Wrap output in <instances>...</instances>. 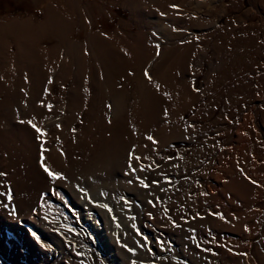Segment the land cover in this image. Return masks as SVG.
Returning <instances> with one entry per match:
<instances>
[{
	"label": "rangeland",
	"instance_id": "374dc122",
	"mask_svg": "<svg viewBox=\"0 0 264 264\" xmlns=\"http://www.w3.org/2000/svg\"><path fill=\"white\" fill-rule=\"evenodd\" d=\"M0 39V264H264V0H0Z\"/></svg>",
	"mask_w": 264,
	"mask_h": 264
},
{
	"label": "bare ground",
	"instance_id": "6f19581e",
	"mask_svg": "<svg viewBox=\"0 0 264 264\" xmlns=\"http://www.w3.org/2000/svg\"><path fill=\"white\" fill-rule=\"evenodd\" d=\"M57 7V6H56ZM49 12H50V10H49ZM79 15V14H78ZM49 19H53V18H55V19H57V17H59V15L58 14H52L51 12H50V14H49ZM30 24H32L31 22H24V23H22V21H19V20H16L15 21V23L14 24H12L11 25V27H14L15 29L17 28V30H18V28L19 27H21V26H31ZM9 25V24H8ZM14 25V26H13ZM34 25V24H33ZM32 25V26H33ZM53 25V24H52ZM10 26V25H9ZM32 26H31V28H32ZM11 27H9L10 29H11ZM25 27V28H26ZM44 27H45V25H44ZM61 27V26H60ZM46 28V27H45ZM55 28V27H54ZM14 29V30H15ZM7 30V29H6ZM44 30V29H43ZM55 30H57L56 28H55ZM62 30V29H61ZM10 31V30H9ZM16 31V30H15ZM15 31H14V34H15ZM58 31V30H57ZM67 31V30H66ZM17 32V31H16ZM29 32V31H28ZM43 32V31H42ZM69 32V31H68ZM54 33V32H53ZM57 33V32H56ZM13 34V33H12ZM26 34V33H25ZM58 35L59 34H61V33H57ZM31 35V34H30ZM19 36V35H18ZM56 37H58L57 39L59 40V42L60 43H63L62 41L64 40H62V38L61 37H59V36H56ZM65 37V36H64ZM2 40V39H1ZM18 40V39H17ZM37 40V39H36ZM0 42H3V40L2 41H0ZM16 45H17V47L15 48L16 49V51H20L19 50V46H18V42L16 41V43H15ZM62 45V44H61ZM60 45V47H62ZM59 46V45H58ZM7 47V46H6ZM67 48H69V47H67ZM8 49V48H7ZM67 50V49H66ZM58 52V51H57ZM60 52V51H59ZM19 54V53H18ZM50 56V55H49ZM52 56V55H51ZM55 57V56H54ZM51 59V58H50ZM89 194V193H88ZM93 195V194H92ZM78 196V195H77ZM86 196V195H85ZM98 205V204H97ZM94 206H96V204L94 205L93 204V207ZM98 207V206H97ZM95 208V207H94ZM91 209H93V208H91ZM101 209V208H100ZM87 210H89V209H87ZM104 210V209H103ZM27 211V210H26ZM31 211V210H30ZM104 212V211H103ZM98 213V212H97ZM105 213V212H104ZM87 214V213H86ZM104 218H105V216H104ZM25 219H26V223H24L23 225H22V229L24 230V229H26V230H28V231H31V225L33 224V220L35 219H33L31 216H29V217H25ZM92 220H94V219H92ZM104 220V219H103ZM102 220V221H103ZM87 221V220H86ZM93 222V221H92ZM98 222V221H97ZM113 222V221H112ZM104 223H105V221H104ZM94 224V223H93ZM96 224V223H95ZM106 224V223H105ZM38 225V224H37ZM91 225V224H90ZM36 226V225H35ZM106 226V225H105ZM93 227V226H92ZM113 227V226H112ZM38 229V228H37ZM90 229V228H89ZM111 229V228H110ZM39 231H40V229H39ZM42 231V230H41ZM89 231V230H88ZM33 234H36V235H38L39 234V232H32ZM47 233V232H46ZM99 233V232H98ZM102 233V232H101ZM24 234V233H23ZM108 234V233H107ZM53 235V234H52ZM89 235V234H88ZM70 236V235H69ZM59 237V236H58ZM84 237V236H83ZM57 238V237H56ZM67 238V237H66ZM82 238V237H81ZM39 241L41 240V242H42V239H40V238H37ZM60 238H58L57 240H59ZM110 239V238H109ZM35 240V239H34ZM80 240V239H79ZM85 240H86V238H85ZM11 242V241H10ZM36 242V241H35ZM83 242V241H82ZM93 242V241H92ZM65 243V242H64ZM61 240H59V242H58V247L60 248V249H58V250H60L59 252H58V254H57V256H54V261H53V263L52 264H70V262H71V260H68V254H70V253H66V247H64V244ZM89 243V242H88ZM11 244V243H10ZM40 244V243H39ZM42 244V243H41ZM48 244V243H47ZM72 244V243H71ZM30 245V244H29ZM28 245V246H29ZM37 245V244H36ZM45 246V245H44ZM49 246V245H48ZM94 246V245H93ZM19 248V246H16V250H19L18 249ZM22 248V247H21ZM44 248V247H43ZM39 249V248H38ZM142 250H143V248H141ZM29 250V249H28ZM41 250V249H40ZM43 250V249H42ZM149 250V249H148ZM22 251V250H21ZM97 251V250H96ZM46 252V251H45ZM47 252H48V250H47ZM67 252H69V251H67ZM106 252V251H105ZM143 252H144V250H143ZM243 252V251H242ZM42 253V252H41ZM121 253H123L124 254V252L122 251ZM147 253V252H146ZM154 253V252H153ZM18 252L16 253V255H15V258L17 259L18 258ZM129 254V253H128ZM53 255V254H52ZM56 255V254H55ZM92 255V254H91ZM110 255V254H109ZM122 255V254H121ZM136 254H134V256H135ZM146 255V254H145ZM144 255V256H145ZM235 255V254H234ZM238 255V254H237ZM236 255V256H237ZM26 255H24V252L22 251V255H21V260H22V263H20V264H40V262L38 263L37 261H35L34 259H32L31 258V256H26ZM39 256V255H38ZM43 256V255H42ZM44 258H43V260L46 262V263H50V261L48 260V258H49V255H47V254H44ZM94 256V255H93ZM128 256V255H127ZM79 257V256H78ZM111 257V256H110ZM129 257V256H128ZM46 258V259H45ZM79 259V258H78ZM124 259V258H123ZM40 260V259H39ZM53 260V259H52ZM131 260V259H130ZM133 261V260H132ZM44 262V263H45ZM76 262V261H75ZM11 263V262H10ZM14 263V262H13ZM12 263V264H13ZM128 263V262H127ZM41 264H43V261H42V263ZM74 264V263H73ZM122 264H126V262H123Z\"/></svg>",
	"mask_w": 264,
	"mask_h": 264
},
{
	"label": "snow or ice",
	"instance_id": "6c2138e0",
	"mask_svg": "<svg viewBox=\"0 0 264 264\" xmlns=\"http://www.w3.org/2000/svg\"><path fill=\"white\" fill-rule=\"evenodd\" d=\"M145 75L148 76V73L146 72ZM149 78H150V77H149ZM49 107H51V106H49ZM33 127H35V125H33ZM36 130H37V131H40L39 128H37ZM44 170H45V172H47L48 175H49L50 177H52L53 179L58 178V177H57L56 175H54V174H53V173H52L47 167H45ZM0 175H4V174H3V173H0Z\"/></svg>",
	"mask_w": 264,
	"mask_h": 264
},
{
	"label": "crops",
	"instance_id": "0c3cea01",
	"mask_svg": "<svg viewBox=\"0 0 264 264\" xmlns=\"http://www.w3.org/2000/svg\"><path fill=\"white\" fill-rule=\"evenodd\" d=\"M16 20H19V19H16ZM16 20H14V21H16ZM14 21H10L11 25L14 24ZM19 21H20V20H19ZM29 21L32 22L31 19H29ZM29 21H28V22H29ZM32 23H33V22H32ZM33 24H34V23H33ZM30 25H31V24H30ZM13 26H14V25H13ZM13 28H14V27H13ZM14 29H15V28H14ZM10 32H11V30H10ZM10 32H9V33H10ZM13 34H14V30H13ZM2 40L4 41V39H2ZM2 40L0 39V41H2Z\"/></svg>",
	"mask_w": 264,
	"mask_h": 264
}]
</instances>
